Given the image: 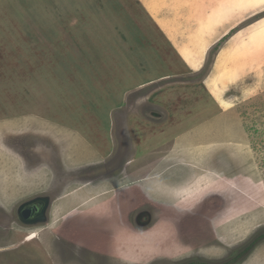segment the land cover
<instances>
[{
  "label": "rangeland",
  "instance_id": "rangeland-1",
  "mask_svg": "<svg viewBox=\"0 0 264 264\" xmlns=\"http://www.w3.org/2000/svg\"><path fill=\"white\" fill-rule=\"evenodd\" d=\"M107 1L0 0V125L17 127L16 123H29L26 119L6 122L3 120L5 116H15L31 109H38L61 124L71 123L77 127L88 128L94 123L92 118L95 117L101 121L102 126L108 122L118 143V153L115 157L109 155L95 160L94 162L103 163L97 170L86 165L94 159L78 163L73 157L77 144L74 139H71L70 145L58 140L64 139V135L57 137V143L53 146L57 150V156L54 157L56 170L50 171L49 179L56 174L53 181L63 185L69 178H75L68 187L77 190L76 187L83 179L76 178V175L80 176L85 166L88 167V174L92 175L90 173L95 171L110 172L112 167L122 161V132H128V126L135 120L129 113L141 111L143 117L145 107H142L144 99L141 96L157 92L160 86L164 89L162 93L167 101L176 95L187 97V100L194 99L191 95L201 96L204 94L201 80L212 72V64L217 59L207 85L223 106H230L227 98L241 97L242 87L254 89L252 96L246 99L241 97L240 102L245 100L232 110V114L236 111L232 120L235 128L233 134L217 136L216 142L222 137H227L226 142H230L226 160L224 163L217 161L219 167L215 168L217 173L225 174L224 181L216 185V188L221 189L200 203L199 211L207 222L203 230L194 226H183L185 229L182 234V227L177 226L180 214L146 213L151 215L143 217L144 221L139 226L138 219L142 215L139 210L142 209L137 208L144 200L139 191V183L130 184L133 186L130 194L133 197L135 195V203H130L129 209L135 207V214H120L121 212L114 209V215L102 216L92 209L86 210L89 209L86 206H90L92 198L87 200L90 204L83 207L78 200L74 202L76 205L64 206L70 200L68 197L57 200L53 215L45 214V218L38 222H27L21 217L19 207L32 202L33 196L23 197L29 194L28 190H19V135L11 138L7 136L5 139L2 134L10 131L0 132V264H178L194 259L192 256H196V264H203V260H206L203 255H223V246L230 245L227 248H233L238 242L264 232V72L261 76L251 71V68L240 72L234 65L236 62L238 69L240 57L243 64L247 65L248 60L252 59V48H260L264 53V13L249 17L243 23L244 29L234 35L226 45L223 44L226 40L224 38L212 46L205 53L203 69L201 67L192 72L182 68L184 65L172 42L169 43L161 33L160 11L148 4L150 0H146V6L141 5L139 0H135V4L131 0H119L120 3ZM225 1H230L227 3L232 5H225ZM239 2L243 4V12L259 9L264 4V0H220L215 8L211 7L212 14L218 20L226 16L232 20L239 19L235 16L240 10L235 4ZM121 9L125 12H120ZM126 10L135 19L134 23L121 21L124 17L128 18L125 16ZM163 11L169 17L180 14H174L173 8H164ZM179 31L182 33L185 28L179 27ZM195 39L199 44L205 42L203 38ZM229 43L230 47L235 48H230ZM241 45L249 51V56L240 53ZM225 46L226 50L223 49ZM179 47L185 52L190 48L187 44ZM229 55L232 62L228 67L225 61H228ZM52 56L54 60L48 58ZM261 56L264 57V54ZM161 60L164 62L161 73H168L170 76L158 80V84L131 91L136 88H133L135 85L158 77L160 72L151 68L156 67ZM245 73L247 75L243 81L229 89ZM229 76H232L233 81L227 86L224 83ZM16 86H19L18 91L14 88ZM138 97L141 106L134 105ZM120 99H126L124 105L113 111V105ZM206 117L207 115L191 120L201 128L193 137L195 147L200 144L198 149L203 150L199 154L203 165L199 169L203 174H207L210 169L205 163L210 153L205 141L212 136L207 133V127L205 128V119L208 121ZM34 126L41 128L39 124ZM46 132L39 136L41 140L25 142L24 146L34 148L44 144L48 136V131ZM172 133V130L167 131V134ZM242 136L244 141L240 138ZM156 139L161 137L157 136ZM68 146L70 151L64 152L63 150H68ZM157 150L152 159L160 157L161 153L158 155ZM190 154L198 157L195 148L190 149ZM80 155L85 157L83 152ZM65 156L69 157L68 161ZM58 163L60 166L67 165L59 168ZM129 174L135 175L134 179L140 175L138 172ZM42 187L49 190L46 183ZM107 187L109 186H105L98 194L104 196L108 192L105 196H115L117 192L113 186ZM73 195L80 196V193L70 196ZM98 198L101 200L102 196ZM183 215L190 220L189 224L197 218L196 214ZM142 224L147 227L140 228L145 227ZM150 228V232L140 233ZM124 232L134 236V244L139 251L149 237L156 234L158 237L165 233L168 241L172 240V246L178 248V254L164 256L161 251L152 250L146 254L137 251L133 257H124L121 250H129L131 244L130 241L123 245L117 236ZM32 233H37V237L27 240ZM202 234L212 236L213 243H220L222 247L207 249L199 246L204 242H192V236L195 238ZM176 241L182 243L181 246ZM259 245L262 246L247 264H264V241Z\"/></svg>",
  "mask_w": 264,
  "mask_h": 264
},
{
  "label": "crops",
  "instance_id": "crops-1",
  "mask_svg": "<svg viewBox=\"0 0 264 264\" xmlns=\"http://www.w3.org/2000/svg\"><path fill=\"white\" fill-rule=\"evenodd\" d=\"M110 1L111 3L115 1L120 3L119 0H108L107 2L110 3ZM131 1L134 4L136 2L135 0ZM218 2H220V0H159V2L157 0H150L149 3L147 1L152 8L160 11V31L166 40L168 39L169 43L172 42L171 44L176 49L184 65L182 68L192 72L198 71L201 67L203 69L206 58L205 53L207 54L212 46L224 38H226V40L223 44L226 45L234 35L241 29H244L243 26L245 25H243V23L246 22L249 17L264 13V4H262L259 9L250 11L245 10L243 12L241 9L243 8V4L239 2L235 4L240 7V10L235 14L239 19L232 20V18L226 16L222 20H218L211 11V7L215 8ZM227 2L230 1H225V5H232ZM139 3L146 6V0H139ZM164 8L168 10L169 8H173L175 10L174 14H180L169 17L167 13L164 14ZM122 11L125 12L124 9H121L120 12ZM126 13L125 16L128 18L126 19L123 16L124 19L121 21L134 23L135 19L130 16L127 10ZM217 20L219 22L218 24ZM179 27L185 28V31L181 33ZM195 38H203L205 42L199 44L196 42ZM184 44L190 47L186 52L180 50L179 47V45ZM230 45L229 43V47ZM226 48L227 46L223 49L226 50ZM230 48H235V46H231ZM259 49L260 48H252V56H250L252 59L248 60L247 65L243 64L242 58L240 57V65L237 69L236 62L234 61L235 69L241 72V70H248L251 68V71L253 70L254 73L261 76L264 72V60H260L259 57L264 59V57L261 56L264 53L263 50ZM240 53L249 56V51L242 45L240 46ZM48 58L54 60V56ZM216 62L217 59H215L212 64V72L216 66ZM231 62L232 58L229 55L228 61H225V64L229 67ZM161 66H164L162 60L156 67L151 68V70L157 69L160 72L157 78L135 85L133 88H136L131 91L142 89L154 83L158 84V80L169 77L170 74L161 73ZM182 68L179 69L182 70ZM212 72L208 77L201 80L202 92H204V94L201 96L191 95L194 99L187 100V97H185V99L184 96L176 95L173 96L171 100L167 101L166 96L162 93V90H164L162 86L159 87L157 92H150L149 95L141 96L144 99V101L142 100V107H145L143 117L140 113L141 111L129 113L130 116H134L135 120L128 126V132H122V134H124L123 139H121V143L124 144V158L122 161L119 162V165L112 167V171L110 172L104 173V171H95L94 173H90L92 175L88 174V167L85 166L81 175H76V178L80 177L83 179L82 183L76 187L78 188L77 190H73V187H68L75 178H69L63 185H59L55 180L53 181L56 174L51 180L49 179L50 171L54 172V170H56V160L54 157L57 156V150L53 146L57 143V137L64 135V139L59 138L58 140H63V143L68 142L70 145L72 144L71 139H74L77 144H75L74 153L72 154L74 155L73 157L76 158L78 163L94 159L93 162H89L86 165H91L92 169L97 170L103 163L94 162L95 160L103 159L109 155L115 157L118 153V143L110 131V124L108 125L107 122L102 126L101 121L96 117L92 118L94 119V123L91 124H94V127L91 126V124L88 128L83 126L77 127L71 123L61 124V122L59 123L55 118L48 117L47 114L38 109L19 112L17 115L11 117L5 116V120H3L5 122L13 119H26L30 121L29 123L24 121H21L24 123H16L18 124L17 127L9 124L0 125L1 133H5V131L8 130L10 131V133H5L6 135L2 134V137L5 139L7 136L11 138L12 136L19 135V145L21 146V148H19V190L22 188L21 190H28L27 193H29L25 194L23 197L33 196L31 199L43 201L46 206V216H49V214L53 215V209L55 208L57 200L68 197H70V200L68 204L64 203V206L76 205L74 202L78 200L80 206L83 207L87 203L90 204L87 200L92 198L91 204H96L86 206L89 208L86 210L92 209L102 216L114 215V209L121 212L120 214L127 215L135 214L137 209H142L139 210V213L142 214L183 215L199 212L200 203L209 198L215 191L221 189L216 188V185L224 181L223 177L225 174L221 172L217 173L215 168L219 167L217 161H223L224 163L226 160V152L228 151L230 142H226L227 137H222L223 139L218 137L220 138L219 140L222 141L216 142L217 136L219 134H233L235 128L232 126V120L236 111L232 114V110L237 105H240L246 97L252 96L254 91V89L242 87L240 91H242L243 95L241 97L245 99L240 102L239 100L241 97L233 98L232 96L229 99L227 98L231 103L230 106L225 107L217 100L215 95L211 93L207 85V80ZM246 75L247 73H245L239 81L231 85L229 89H233L238 82L243 81ZM232 81V76H229L224 84L228 86ZM14 88H16L17 91L19 90V86ZM122 100L123 99H120L119 102L113 105L115 107L113 111L114 109L118 110L124 105L126 99L124 101ZM237 100L239 102H237ZM140 102L138 97L134 105L136 106L138 104L141 106ZM214 112L216 113L215 115ZM205 115H207L206 118L208 119V121L205 119V128L207 127L208 134H212V136L210 138L207 137L205 141V146L208 152H210L209 159L205 162L210 168L207 174H203L201 169H199V166H203L201 164L202 160L199 159V154H201L203 150L201 151V149H198L200 144H197L195 147V137H193L201 128H198L197 125L191 121L196 120L195 117L200 118L203 116L205 117ZM226 119L231 121L228 122ZM38 124L41 128L34 126ZM168 130H172L173 133L167 134ZM46 131H48V136H46V141L43 140L45 142L44 144H40L34 148H30L31 146L28 148L24 146L25 142L32 143L35 140H41L39 136L43 135V133H47ZM157 136H160L161 139L157 140ZM240 138L244 141L243 136ZM166 144L171 145L165 146ZM193 148H195L198 156L197 158L190 154V149ZM156 149H158V155H160V153L161 155L160 157L152 159V155H156ZM63 151L69 152V146L68 150L65 149ZM82 152L85 153V157L80 155ZM65 158L67 161L69 160V157L65 156ZM71 159L72 158H70V161ZM41 161L44 162L41 163ZM66 165L67 164L60 166L58 163L59 168L65 167ZM129 172H138L140 175L137 179H134L135 175H130ZM45 183L49 186V190L42 187ZM134 183H139V191L143 194L144 200L142 204H139L137 209H135V207L129 209L130 203H135V195L133 197L130 194L133 187L130 184ZM110 185L113 186L117 192L115 196H105L108 192H106L104 196L98 194L104 190L105 186H109L107 188H110ZM77 192L80 193V196H70ZM99 196H102L101 200H99ZM126 198L128 199L125 200ZM84 200L86 203L83 202ZM22 205L24 204L22 203ZM21 208L22 206L19 207V209ZM90 213H92V211H90ZM156 235L149 237L147 239L148 242H144L141 251H139L136 250L133 240L134 236L131 233H118L117 236H119L123 245L131 241L129 250L125 251V248L121 250L123 251L122 255L130 258L133 257L135 255L134 253L137 251L146 254V252H151L152 250L161 251L164 256L168 254H170V256L178 254V248L176 247V249L172 246V240L168 241L165 233L159 234L158 237H156ZM215 251L218 253V250Z\"/></svg>",
  "mask_w": 264,
  "mask_h": 264
},
{
  "label": "flooded vegetation",
  "instance_id": "flooded-vegetation-1",
  "mask_svg": "<svg viewBox=\"0 0 264 264\" xmlns=\"http://www.w3.org/2000/svg\"><path fill=\"white\" fill-rule=\"evenodd\" d=\"M37 206V208H36ZM45 205L43 203V201H37L34 204L29 205L27 208H31L32 213L29 215V220H33L36 217L37 212L39 211V209L43 208ZM39 207V208H38ZM35 211V212H34ZM202 211V210H201ZM21 213V212H20ZM196 214L197 218L194 220H191V224H189L188 218H186L187 216L185 215H181L179 216L180 218L177 219V221L180 223H176L178 227H182L181 233L182 234V230L185 229L183 226H194L195 228H199L201 230H203V227L205 225L206 219L205 216L199 211ZM194 214H189V215H194ZM21 215V214H20ZM151 214H142L141 217H139L138 219V224L139 226H141V223H143L144 218H146V216H150ZM187 215V214H186ZM22 217V215H21ZM144 217V218H143ZM185 219H187V221H184ZM150 220V219H149ZM134 222V221H132ZM197 223V225H195ZM136 224V223H135ZM143 226H145L144 224H142ZM159 225H163V224H159ZM157 225V226H159ZM138 226V225H137ZM145 227H140V228H146ZM152 229H144L142 231H140V233H147L150 232ZM179 228H178V237L180 238L181 236H179ZM180 242H182L181 239H178ZM193 241H197V243H202L203 244L199 245L201 247L204 248H213V247H222V245L220 243H213L214 239L212 236L206 235L204 236V234L196 236L195 238H193L192 236V242ZM217 241V240H216ZM264 241V232L256 235L255 237L248 239V240H243L242 242H238V244L234 245V249L233 248H227L230 247V245H225L223 246V248L225 249V253L223 255L219 254V255H203L205 256L206 260H203V264H247L248 261L251 259V257L257 252L258 248H260L262 245H259L261 242ZM177 242V241H176ZM180 242H177V244H181ZM194 242V243H195ZM213 243V244H210ZM196 244V243H195ZM220 249V248H219ZM188 257V256H187ZM194 259H191L187 262H181L178 264H196L198 263L197 260H195L196 256H192ZM199 257V256H198Z\"/></svg>",
  "mask_w": 264,
  "mask_h": 264
},
{
  "label": "water",
  "instance_id": "water-1",
  "mask_svg": "<svg viewBox=\"0 0 264 264\" xmlns=\"http://www.w3.org/2000/svg\"><path fill=\"white\" fill-rule=\"evenodd\" d=\"M39 200H33L32 202H28L27 204H25V206H22V208L20 209V214L22 215V218L24 220H26L27 222H38L40 219H44L45 217V212H46V206H44L43 208L39 209V211L36 214L35 219L33 220H29V215L32 213L33 209H29L27 208L29 205L34 204L35 202H37ZM37 208V206H36ZM39 208V207H38ZM35 212V211H34Z\"/></svg>",
  "mask_w": 264,
  "mask_h": 264
},
{
  "label": "bare ground",
  "instance_id": "bare-ground-1",
  "mask_svg": "<svg viewBox=\"0 0 264 264\" xmlns=\"http://www.w3.org/2000/svg\"><path fill=\"white\" fill-rule=\"evenodd\" d=\"M37 233H32L29 237H27L26 239L27 240H33V239H35L36 237H37Z\"/></svg>",
  "mask_w": 264,
  "mask_h": 264
}]
</instances>
